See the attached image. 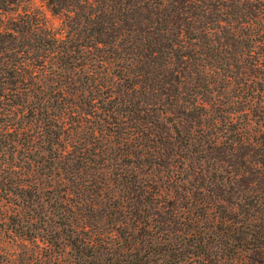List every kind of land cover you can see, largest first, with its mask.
Returning a JSON list of instances; mask_svg holds the SVG:
<instances>
[{
    "label": "trees",
    "instance_id": "trees-1",
    "mask_svg": "<svg viewBox=\"0 0 264 264\" xmlns=\"http://www.w3.org/2000/svg\"><path fill=\"white\" fill-rule=\"evenodd\" d=\"M23 1L0 228L46 251L0 264H264V0H47L58 30Z\"/></svg>",
    "mask_w": 264,
    "mask_h": 264
},
{
    "label": "rangeland",
    "instance_id": "rangeland-1",
    "mask_svg": "<svg viewBox=\"0 0 264 264\" xmlns=\"http://www.w3.org/2000/svg\"><path fill=\"white\" fill-rule=\"evenodd\" d=\"M19 12L23 14L24 10H35L38 12L40 15H42L46 22L47 25L58 30L60 29L62 25V17L60 16H55L52 14L50 9L47 6V0H24L20 7L18 8ZM16 13L9 12L8 14L0 15V24L1 20H3V24L7 25L9 22V19L15 18ZM13 209L10 210L12 212ZM0 249L4 248L5 250L9 252H18L21 250H27L30 253H36V254H41L42 252H45L46 249H43L41 246H44V244L40 241H27L26 246H22L24 242L18 246L15 242L10 241L8 238V235L3 232V229L0 228ZM22 247V248H21ZM44 250V251H43ZM44 262H48L49 260H52L51 257H43L42 258ZM66 259V255H63L62 257H54L53 261H56L57 264H62L64 260Z\"/></svg>",
    "mask_w": 264,
    "mask_h": 264
}]
</instances>
